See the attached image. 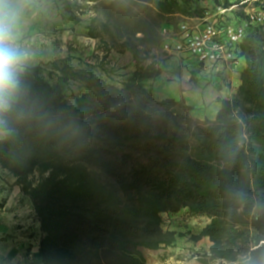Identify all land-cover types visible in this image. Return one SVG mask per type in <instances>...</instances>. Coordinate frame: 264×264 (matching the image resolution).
I'll use <instances>...</instances> for the list:
<instances>
[{
    "label": "trees",
    "instance_id": "1",
    "mask_svg": "<svg viewBox=\"0 0 264 264\" xmlns=\"http://www.w3.org/2000/svg\"><path fill=\"white\" fill-rule=\"evenodd\" d=\"M241 1L150 0L184 19ZM237 48L241 84L215 119L158 99L146 81L162 70H145L148 53L136 46V70L120 85L71 57L18 71L0 110V166L32 203L43 264H146L142 248L180 235L163 228V214L184 208L209 220L193 237L209 238L211 260L264 264V25L250 26ZM73 83L83 91L70 102Z\"/></svg>",
    "mask_w": 264,
    "mask_h": 264
},
{
    "label": "rangeland",
    "instance_id": "2",
    "mask_svg": "<svg viewBox=\"0 0 264 264\" xmlns=\"http://www.w3.org/2000/svg\"><path fill=\"white\" fill-rule=\"evenodd\" d=\"M201 4L207 6L211 2ZM12 7L17 19L11 43L22 54L18 70L39 63L49 70L53 62L71 57L77 70L95 66L98 73L120 85L136 70V61L129 49L136 46L148 53L142 62L145 70L161 68L164 61L175 56L182 71L195 76L189 69L187 55L170 54L164 49L169 32L167 25L176 27L184 15L160 14L150 0H13ZM82 91L78 83H73L66 91L68 101L73 102L74 96ZM190 113L193 115L192 110ZM2 175L0 186L6 187L12 200H16L14 175ZM2 200L4 197L0 196ZM17 202V215L0 232V252L5 256L0 264H43L39 253L36 254L42 231L32 203L24 195ZM163 219L165 230L179 223V227L187 228L180 233L193 236L208 222L206 217L193 215L186 208L175 214H163ZM205 242L195 244L197 254L177 255L157 264H190L193 258L191 264H217L218 261L210 259ZM144 251L148 257L153 253ZM146 264L151 263L146 260Z\"/></svg>",
    "mask_w": 264,
    "mask_h": 264
},
{
    "label": "crops",
    "instance_id": "3",
    "mask_svg": "<svg viewBox=\"0 0 264 264\" xmlns=\"http://www.w3.org/2000/svg\"><path fill=\"white\" fill-rule=\"evenodd\" d=\"M167 27L171 31L175 26L171 24L167 25ZM245 66L246 62L244 59H241L237 65H226L218 72L217 76L219 79L211 82L204 79H198L196 76H191V74L188 75L187 72L182 71L179 59L174 56L164 61L161 64V74L156 78L147 80L146 84L158 99L162 100L173 98L178 101L183 99L192 107V112L195 117L201 120L206 118L215 119L221 108V99L232 97L237 92L241 84V72L244 70ZM20 70H22V68ZM10 100L11 96L9 94L8 103L4 109L9 108ZM4 136L5 131L0 129V139ZM2 173L9 172L0 166V177ZM13 181L15 182L13 188L16 200H12L6 187L0 186V196L4 197V200L0 201V232L2 230H6V227L12 223L10 220L14 219V216L17 215L16 213L19 209L17 198L23 195L20 186L16 184L15 176L13 177ZM180 224L184 223L181 222ZM185 229L187 228L184 226L179 227V223H174L169 230L177 231L180 234L177 237V240L174 244L163 247L159 250L147 249L149 251H153L150 257L145 254V248H142L147 262L157 264L160 260H167L168 258L172 259L177 255L191 256L193 254H197L198 252H195V249H198V246L195 247V244H199L202 240L207 241L204 245L210 252L211 241L209 238L204 237L200 240H195L193 234H182L179 232ZM201 229L197 230L198 232L196 233H199ZM186 246L191 247L184 248ZM38 253L39 247L36 254L38 255ZM3 256L4 254L0 252V259ZM195 257H197V255H195ZM193 262L194 258L190 261V264Z\"/></svg>",
    "mask_w": 264,
    "mask_h": 264
},
{
    "label": "built area",
    "instance_id": "4",
    "mask_svg": "<svg viewBox=\"0 0 264 264\" xmlns=\"http://www.w3.org/2000/svg\"><path fill=\"white\" fill-rule=\"evenodd\" d=\"M245 5L246 17L237 19L234 10ZM239 5L209 10L201 18H186L168 30L164 49L170 54H185L190 70L198 79L218 80L226 65H237L238 44L253 25H264V0H242Z\"/></svg>",
    "mask_w": 264,
    "mask_h": 264
},
{
    "label": "clouds",
    "instance_id": "5",
    "mask_svg": "<svg viewBox=\"0 0 264 264\" xmlns=\"http://www.w3.org/2000/svg\"><path fill=\"white\" fill-rule=\"evenodd\" d=\"M13 0H0V110L8 103V96L15 88L18 66L22 54L12 45L17 13Z\"/></svg>",
    "mask_w": 264,
    "mask_h": 264
}]
</instances>
